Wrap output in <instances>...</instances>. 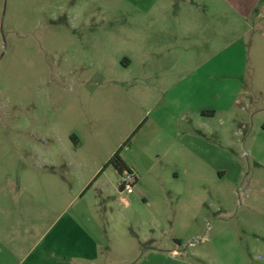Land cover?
Listing matches in <instances>:
<instances>
[{"label": "rangeland", "instance_id": "1", "mask_svg": "<svg viewBox=\"0 0 264 264\" xmlns=\"http://www.w3.org/2000/svg\"><path fill=\"white\" fill-rule=\"evenodd\" d=\"M64 209L98 264H264V0H0V264Z\"/></svg>", "mask_w": 264, "mask_h": 264}, {"label": "crops", "instance_id": "2", "mask_svg": "<svg viewBox=\"0 0 264 264\" xmlns=\"http://www.w3.org/2000/svg\"><path fill=\"white\" fill-rule=\"evenodd\" d=\"M173 97L174 96H169L168 101L175 100ZM212 114H214V112H212ZM159 115L164 117V121H160L163 123V126L168 124L173 127L171 130L168 129L167 132L165 129L166 133L170 132L168 139L176 138L174 120H170L167 113L160 110L157 112V119L154 118V121L159 120ZM177 133L179 132L177 131ZM185 139L193 146L198 140L195 135L190 133L186 135ZM127 165L130 170L136 172L132 165L128 163ZM81 190L77 195L83 194L81 193ZM132 193H134V191L131 192V194ZM139 195L144 198L146 202L147 195L145 193H139ZM121 200H124L129 204L125 197H121ZM156 222L157 221L154 218L150 222L145 221L144 224L148 225L147 223H150V227L158 228L157 225L159 226V224ZM97 224L99 225H95L94 232L91 233L79 221L78 217H75L73 214L67 215V210L64 209L52 218L49 224L42 230L36 241L19 254L15 264H98L101 245L97 234L101 233L102 230L103 232H106V230L102 229L99 222H97ZM157 239V245H152V247L147 249V252L144 254L143 259L146 258L145 261H147L148 264H161L162 259L165 258L163 252L164 248L162 247L163 245L159 238ZM169 252L171 253L170 258L176 260L177 263L184 262L182 257L176 259L178 256H183L180 247L172 245Z\"/></svg>", "mask_w": 264, "mask_h": 264}, {"label": "trees", "instance_id": "3", "mask_svg": "<svg viewBox=\"0 0 264 264\" xmlns=\"http://www.w3.org/2000/svg\"><path fill=\"white\" fill-rule=\"evenodd\" d=\"M130 141L127 140L125 144H127ZM123 146H121L108 160L106 165H112L114 168L118 171V173H122L124 170H130L127 163L124 161V159L121 156ZM122 188V186H120Z\"/></svg>", "mask_w": 264, "mask_h": 264}, {"label": "built area", "instance_id": "4", "mask_svg": "<svg viewBox=\"0 0 264 264\" xmlns=\"http://www.w3.org/2000/svg\"><path fill=\"white\" fill-rule=\"evenodd\" d=\"M121 191H126L127 193H131L134 190V184L137 181V176L132 170H124L121 173Z\"/></svg>", "mask_w": 264, "mask_h": 264}]
</instances>
